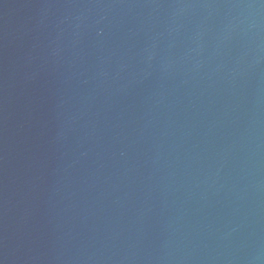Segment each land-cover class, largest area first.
I'll list each match as a JSON object with an SVG mask.
<instances>
[{
    "label": "water",
    "instance_id": "95a60500",
    "mask_svg": "<svg viewBox=\"0 0 264 264\" xmlns=\"http://www.w3.org/2000/svg\"><path fill=\"white\" fill-rule=\"evenodd\" d=\"M0 264H264V0H0Z\"/></svg>",
    "mask_w": 264,
    "mask_h": 264
}]
</instances>
